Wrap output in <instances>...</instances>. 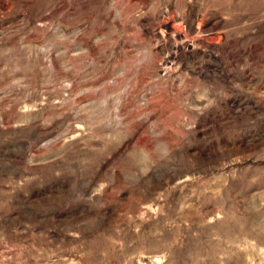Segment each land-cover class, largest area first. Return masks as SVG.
<instances>
[{
    "label": "rangeland",
    "instance_id": "374dc122",
    "mask_svg": "<svg viewBox=\"0 0 264 264\" xmlns=\"http://www.w3.org/2000/svg\"><path fill=\"white\" fill-rule=\"evenodd\" d=\"M0 264H264V0H0Z\"/></svg>",
    "mask_w": 264,
    "mask_h": 264
}]
</instances>
